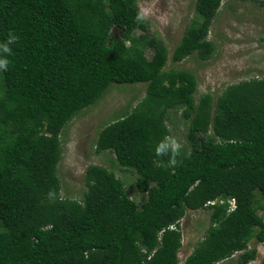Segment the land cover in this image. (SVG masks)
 <instances>
[{
    "label": "trees",
    "instance_id": "trees-1",
    "mask_svg": "<svg viewBox=\"0 0 264 264\" xmlns=\"http://www.w3.org/2000/svg\"><path fill=\"white\" fill-rule=\"evenodd\" d=\"M242 1L264 9V0ZM222 4L196 1L197 20L173 62L213 58L217 45L209 33ZM137 31H149L137 0H0V44L10 33L18 37L8 70L0 71V264H180L181 221L201 210L211 212V223L183 264L259 258L264 78L196 99V76L166 70V45L142 41ZM112 84L147 85L144 100L105 126L96 143L97 154L113 153L136 175L142 205L99 165L85 172L82 201L62 197L64 129ZM180 110L188 145L170 166L171 153L157 156L155 149L171 137L170 112Z\"/></svg>",
    "mask_w": 264,
    "mask_h": 264
},
{
    "label": "rangeland",
    "instance_id": "rangeland-1",
    "mask_svg": "<svg viewBox=\"0 0 264 264\" xmlns=\"http://www.w3.org/2000/svg\"><path fill=\"white\" fill-rule=\"evenodd\" d=\"M197 0H137L149 31H137L140 40L156 38L162 41L169 51L166 70L177 69L193 73L198 83L196 99L204 93L220 96L229 86L252 79L264 78V9L252 2L223 0L222 7L210 29L209 40L217 45L215 55L208 61H201L196 55L180 63L172 61V54L181 42L187 28L196 17ZM116 33L119 34L115 30ZM117 34V37H119ZM116 37V38H117ZM154 49L147 46L146 57L152 59ZM146 84H112L105 96L82 112L69 123L62 134L63 159L59 164L62 181V197L82 201L86 191L85 172L90 165H99L116 173L125 184L129 196L142 205L146 196L140 195L136 187V175L124 171L111 152L96 153V143L101 130L120 119L144 100ZM171 137L180 147L188 145L189 123L183 111L170 112L166 119ZM212 132V129H211ZM211 212L208 210L189 211L181 221L183 247L180 260L183 264L196 244L204 238L210 226ZM264 217V211L260 210ZM254 241L249 243V249ZM259 245H257L258 247ZM264 259V249L258 251ZM237 256L222 264H233ZM253 264V263H252Z\"/></svg>",
    "mask_w": 264,
    "mask_h": 264
},
{
    "label": "clouds",
    "instance_id": "clouds-1",
    "mask_svg": "<svg viewBox=\"0 0 264 264\" xmlns=\"http://www.w3.org/2000/svg\"><path fill=\"white\" fill-rule=\"evenodd\" d=\"M137 19H143L142 16H138ZM18 39L17 36L13 34H9L8 40L5 43L0 44V71H7L10 65V60L8 56L11 54V45H13L16 40ZM179 149L180 145L177 143V141L172 137H165L157 146H156V155L162 156V155H168L171 153L172 158L169 161L170 166H175L178 161L175 158L177 155H179ZM209 204L213 205L215 202H209ZM230 210L235 209V201L230 200ZM264 249V243L259 244L257 247V251H261V249ZM255 262H253L254 264ZM252 264V263H251Z\"/></svg>",
    "mask_w": 264,
    "mask_h": 264
}]
</instances>
